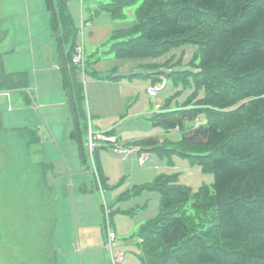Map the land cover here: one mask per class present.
I'll use <instances>...</instances> for the list:
<instances>
[{"label": "trees", "instance_id": "1", "mask_svg": "<svg viewBox=\"0 0 264 264\" xmlns=\"http://www.w3.org/2000/svg\"><path fill=\"white\" fill-rule=\"evenodd\" d=\"M43 3L70 114L69 137L87 168L85 64L81 69L71 61L77 44L66 0ZM137 3L132 27L112 34L129 39L113 43L110 51L118 58L153 59L191 44L197 63L195 72L167 74L174 81H191L186 101L165 104L151 117L154 126L177 131L180 139L160 144L150 138L136 145L160 157L173 152L188 157L213 175L211 190L200 188L193 197L173 176L133 188L160 194L158 216L139 229L141 261L264 264V0H109L105 10L124 19V9ZM26 85L6 74L0 61V91Z\"/></svg>", "mask_w": 264, "mask_h": 264}, {"label": "rangeland", "instance_id": "2", "mask_svg": "<svg viewBox=\"0 0 264 264\" xmlns=\"http://www.w3.org/2000/svg\"><path fill=\"white\" fill-rule=\"evenodd\" d=\"M7 1L13 2V6L5 4ZM108 3L109 0H66L67 12L76 35V44L84 48L85 71L82 72L81 78L92 132L96 136L106 134V131L97 130V123L100 122L108 129L115 128L120 141L130 143H123L121 146H136L137 141L150 138L160 144L177 142L181 137L179 132H167L160 126H154L151 117L152 113L163 105L176 107L186 101L192 93L191 81L186 78L174 81L167 77V74L195 72L193 63H197L194 59L196 46L185 44L153 59L118 58L110 51L112 44L125 41L129 37L115 39L112 34L132 27L134 12L140 3L125 8L124 19L112 18L105 10V5ZM23 6L31 8L32 24L35 20L45 30L49 21L43 0H0V31L10 28L13 44L15 43L17 49L19 48L17 42L27 38L29 34L22 26L23 21H20V18H26L25 12L28 10ZM17 18L19 21L15 20ZM45 35L47 37V30ZM3 37L0 36V57L6 48ZM38 37L40 36L33 38L35 45L38 43L36 39ZM47 54L43 60L50 62L52 55L49 59ZM31 58V53H26L25 62L29 68H31ZM154 76H161L160 82L165 83V87L151 97L146 90L147 87L159 83L153 81ZM107 77H117L120 82L110 85L108 82L111 81ZM9 119V115L3 113V127L0 129V264H44V254L48 252L53 255L55 246L59 242L56 234L59 233V229L55 228V240L51 228L55 213L54 197L51 191L49 196H44L46 188L43 187L45 183H41L40 173L43 167L39 164L38 154L33 145H29L24 139L21 131L9 128ZM197 122H203L202 117ZM111 123L112 125H109ZM169 143L166 147L172 148V144ZM104 145L106 146L104 149L97 148L96 151L111 153V147L105 143ZM147 152L150 158L142 165L138 164L136 156H130L136 165L132 167L133 180L138 182L144 180L152 184L160 176H173L179 185L190 190L192 197L200 188L211 190L212 173L204 170L199 164L192 163L190 158L175 152L162 157L154 152ZM97 193L98 206L106 204L111 207L114 211L111 216L112 224H115L114 219L115 221L118 219L121 225L118 223L119 232L113 243L114 250L119 247L123 250L126 259L133 257L137 264H142L143 253L139 246V229L144 223L158 216L159 192L147 189L138 192L131 190L121 195L113 205L110 204L107 196L103 197L106 190L102 194L100 191ZM88 198L92 199L90 196ZM75 199L77 204H80L78 196ZM58 200L60 206L62 204L65 209L68 205H72V198L69 197L68 192H62ZM93 203L96 205L95 198ZM190 203L187 206L188 214L191 213ZM125 208H133L135 213L133 224L131 221L133 217H122L121 214L115 213ZM56 215L58 216L57 213ZM120 218L122 220H119ZM121 231L124 233H120ZM104 249L108 261L105 246ZM51 264H55L54 258Z\"/></svg>", "mask_w": 264, "mask_h": 264}, {"label": "crops", "instance_id": "3", "mask_svg": "<svg viewBox=\"0 0 264 264\" xmlns=\"http://www.w3.org/2000/svg\"><path fill=\"white\" fill-rule=\"evenodd\" d=\"M5 4L13 6L11 1H7ZM26 9H28L25 12L26 18L22 17L20 21H23L22 26L24 30L27 29L29 34L24 40L17 42L18 49L15 48V43L13 44L10 28L0 31V36H4L3 39L6 42V48L0 57L3 71L8 75L15 76L16 82H27L26 86H21L17 90L0 91V129L3 127V113H7L10 118L9 128L21 131L24 139L29 142V145H33L38 154L39 164L43 167L40 174L42 175L41 183H45L43 187L46 188L44 196H49L51 191V195L54 197L55 213L51 228L55 240L56 234H58L59 242L54 251L52 250L53 255L48 252L44 254L43 262L51 264V260L54 258L55 264H109L105 257V235L102 222H100L102 214L101 208L98 206L96 183L90 170L81 162L76 143L69 137L70 114L56 63L53 39L48 27L43 30L35 20L32 24L31 8ZM15 20L19 21V18ZM33 27L34 31L32 32ZM46 30L48 31L47 37H45ZM36 36H40L36 38L37 45L33 39ZM26 53H31V68L25 62ZM46 54L49 59L52 55L50 62L43 60ZM22 74H25V79ZM118 80L110 79L111 82L108 84H119ZM156 108L158 107L156 106ZM106 127L104 123H97L98 131L112 130V135L116 137L119 145L130 144L120 141V136L117 135L115 128L108 129ZM94 156L103 192L106 190L103 197L107 196L110 204L113 205L121 195L133 190L135 186L148 183L144 180L141 182L133 180L132 167H136V165L131 160V155L121 157L112 152L101 150L96 151ZM62 192H68L69 197L72 198V205H68L67 209L59 204L58 197L62 195ZM77 196L80 204H77L75 199ZM88 196L92 199L89 200ZM94 198L96 205L93 203ZM133 211V208H125L119 209L115 213L121 214L122 217H133L131 220L133 224L135 216ZM112 212L114 213V211ZM68 220L69 223H67ZM114 222L115 224L112 226L117 236L119 221L114 219ZM55 228L59 229V233L55 234ZM119 250L121 249L118 247L114 251ZM121 251L123 252V250ZM122 264L137 263L133 257L126 259L124 256Z\"/></svg>", "mask_w": 264, "mask_h": 264}, {"label": "built area", "instance_id": "4", "mask_svg": "<svg viewBox=\"0 0 264 264\" xmlns=\"http://www.w3.org/2000/svg\"><path fill=\"white\" fill-rule=\"evenodd\" d=\"M72 63L83 68L84 66V48L82 45H78L75 49V53L72 57ZM165 87V83L159 82L147 87V93L153 97L159 91H161ZM108 144L111 147L112 153L119 155L121 157L126 156H136L137 161L140 165L144 164L149 158L150 154L147 151L141 150L138 146H121L118 144L117 139L115 136L111 135H100L96 136L90 127L88 126V137L86 141V149H87V165L88 169L91 171L96 185L98 186V191L103 193V187L101 185L99 179V173L95 161V151L97 148H105L104 145ZM103 209V217H102V227L103 232L105 235V248L108 252V261L109 264H122L124 259V253L119 251H114L113 243L116 239V232L112 226L111 218H110V211L107 205L104 204Z\"/></svg>", "mask_w": 264, "mask_h": 264}, {"label": "clouds", "instance_id": "5", "mask_svg": "<svg viewBox=\"0 0 264 264\" xmlns=\"http://www.w3.org/2000/svg\"><path fill=\"white\" fill-rule=\"evenodd\" d=\"M89 117V116H88Z\"/></svg>", "mask_w": 264, "mask_h": 264}]
</instances>
